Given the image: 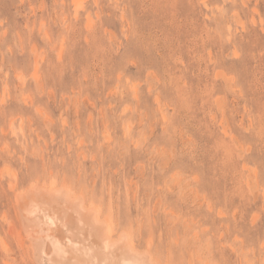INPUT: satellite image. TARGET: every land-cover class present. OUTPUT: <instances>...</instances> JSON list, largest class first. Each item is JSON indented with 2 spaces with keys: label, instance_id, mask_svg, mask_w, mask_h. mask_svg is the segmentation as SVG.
I'll use <instances>...</instances> for the list:
<instances>
[{
  "label": "rangeland",
  "instance_id": "obj_1",
  "mask_svg": "<svg viewBox=\"0 0 264 264\" xmlns=\"http://www.w3.org/2000/svg\"><path fill=\"white\" fill-rule=\"evenodd\" d=\"M80 1L0 0V264H36L35 183L166 264H264V0Z\"/></svg>",
  "mask_w": 264,
  "mask_h": 264
},
{
  "label": "bare ground",
  "instance_id": "obj_2",
  "mask_svg": "<svg viewBox=\"0 0 264 264\" xmlns=\"http://www.w3.org/2000/svg\"><path fill=\"white\" fill-rule=\"evenodd\" d=\"M80 2L73 0L75 9L82 6ZM17 193L15 203L24 235L14 227L9 230L19 243L27 241L36 264L167 263L148 245L137 246L129 231L115 228L102 209L66 184L35 183Z\"/></svg>",
  "mask_w": 264,
  "mask_h": 264
}]
</instances>
